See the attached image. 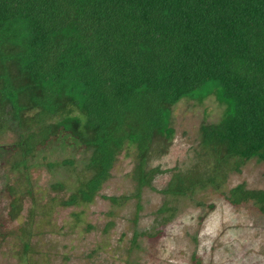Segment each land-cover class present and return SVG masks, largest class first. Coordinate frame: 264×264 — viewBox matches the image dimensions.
<instances>
[{
    "label": "trees",
    "instance_id": "16d2710c",
    "mask_svg": "<svg viewBox=\"0 0 264 264\" xmlns=\"http://www.w3.org/2000/svg\"><path fill=\"white\" fill-rule=\"evenodd\" d=\"M212 95L225 110L201 125L195 164L151 167L153 151L167 153L175 135L173 107ZM2 131L17 135V170L29 169L37 151L62 134L90 153L89 176L57 202L63 208L92 204L128 146L136 150L137 190L105 197L113 205L140 200L165 174L167 196L221 190L248 161L264 162V0H0ZM225 195L264 214V190L242 183ZM11 196L16 219L22 202Z\"/></svg>",
    "mask_w": 264,
    "mask_h": 264
},
{
    "label": "rangeland",
    "instance_id": "374dc122",
    "mask_svg": "<svg viewBox=\"0 0 264 264\" xmlns=\"http://www.w3.org/2000/svg\"><path fill=\"white\" fill-rule=\"evenodd\" d=\"M224 110L213 95L202 102L180 101L172 110L175 135L169 150L163 154L156 148L149 165L192 167L201 148V125L219 121ZM16 141L15 133L0 132V264H264V214L253 202L232 205L225 195L242 183L264 190V162L248 161L221 190L209 187L185 197L162 194L171 175L157 176L140 200L113 205L105 197L137 190L131 177L136 150L128 146L92 204L63 208L57 202L89 176L90 153L62 134L37 151L29 169L17 170ZM65 159L73 165L45 166ZM57 183L67 190L54 191ZM12 190L23 208L16 219L10 216ZM164 206L171 211L160 212Z\"/></svg>",
    "mask_w": 264,
    "mask_h": 264
}]
</instances>
